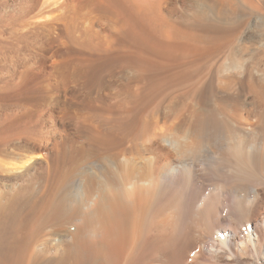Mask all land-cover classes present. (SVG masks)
<instances>
[{
    "label": "bare ground",
    "instance_id": "bare-ground-1",
    "mask_svg": "<svg viewBox=\"0 0 264 264\" xmlns=\"http://www.w3.org/2000/svg\"><path fill=\"white\" fill-rule=\"evenodd\" d=\"M13 1L0 264H264V0Z\"/></svg>",
    "mask_w": 264,
    "mask_h": 264
},
{
    "label": "rangeland",
    "instance_id": "rangeland-1",
    "mask_svg": "<svg viewBox=\"0 0 264 264\" xmlns=\"http://www.w3.org/2000/svg\"><path fill=\"white\" fill-rule=\"evenodd\" d=\"M5 3V4H4ZM20 4H21V2H20ZM20 6H19V4H17V2H14L13 0H0V18L1 19H3V16L7 13H10V12H12L13 10H18V9H20L19 8ZM14 8V9H13ZM261 16V17H260ZM5 18V17H4ZM248 18L251 20V22H250V24L248 23V25H246L245 26V28L246 29H244L243 31H242V34H241V36L235 41V47H236V49L235 50H260L261 49V51H263V56H264V28L263 27H261L259 30H257V24H256V22L259 20V22H257V23H262V22H260L261 20H260V18L261 19H263L264 20V18H263V16L262 15H258V14H255V13H250L249 14V16H248ZM253 20H252V19ZM258 18V19H257ZM256 20V21H255ZM252 30V31H251ZM249 31V32H248ZM257 31V32H256ZM261 31V32H260ZM244 33V34H243ZM249 33H252V34H256V41L258 42L257 44H254V45H251V44H249V43H245V41H246V36L249 34ZM257 33H258V35H257ZM3 34V35H2ZM4 39H3V38ZM7 37V38H6ZM8 37H9V31H7L6 33H1L0 34V50H10L11 48H12V40H14L15 42V44H20V45H22L21 43H19V40H16V39H14L13 37V39L12 38H10V39H8ZM243 37H245L244 38V41H243ZM7 39V40H6ZM8 40H11L10 41V43H9V41ZM6 43H9L8 45H10V46H7V44ZM5 44V45H4ZM4 45V47H2ZM246 46V47H245ZM8 47V48H7ZM11 47V48H10ZM16 47V46H15ZM15 47H13V48H15ZM249 47V48H248ZM10 48V49H9ZM244 48V49H243ZM258 48V49H257ZM11 50H13V49H11ZM225 50H228V49H225ZM251 53H253V51H251ZM3 158V157H2ZM1 157H0V171H3L4 173H6V172H11V173H13V170H14V166H13V164H16V165H19V164H17L18 162H19V160H17L16 158H14V157H9V159H8V157H5V158H3L2 159ZM5 159H7V160H9L8 161V163H5V162H7ZM1 160H3V161H1ZM5 161V162H4ZM13 162V163H12ZM4 163V164H3ZM10 165V166H9ZM14 172H16V171H14ZM224 255H226V254H224ZM223 264H228V262H227V260L225 259V261L223 262ZM242 264H254V262H253V260H249V261H247V262H244V263H242Z\"/></svg>",
    "mask_w": 264,
    "mask_h": 264
}]
</instances>
